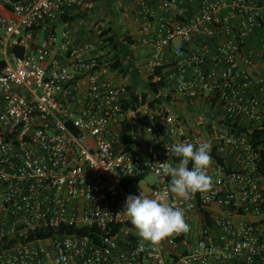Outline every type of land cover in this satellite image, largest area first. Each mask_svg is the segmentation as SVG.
I'll return each mask as SVG.
<instances>
[{"label":"built area","instance_id":"obj_1","mask_svg":"<svg viewBox=\"0 0 264 264\" xmlns=\"http://www.w3.org/2000/svg\"><path fill=\"white\" fill-rule=\"evenodd\" d=\"M133 1L129 49L162 84L136 103L105 37L55 31L85 0H0V264H264V146L248 136L264 130V0ZM177 104L206 113L190 126ZM181 142L211 143V192H168L159 163H178L166 146ZM147 175L143 193L190 226L158 245L123 211L124 182ZM39 231L54 234L29 238Z\"/></svg>","mask_w":264,"mask_h":264},{"label":"clouds","instance_id":"obj_2","mask_svg":"<svg viewBox=\"0 0 264 264\" xmlns=\"http://www.w3.org/2000/svg\"><path fill=\"white\" fill-rule=\"evenodd\" d=\"M211 147L210 142H181L166 146L169 156L179 161L176 164L168 161L159 163L160 173L170 177L168 192L187 200L196 193L212 191L214 181L208 174L212 165ZM123 211L135 228L136 235L153 245L190 230L184 209L168 203L166 196L150 197L140 191L138 196L129 195L126 198Z\"/></svg>","mask_w":264,"mask_h":264},{"label":"rangeland","instance_id":"obj_3","mask_svg":"<svg viewBox=\"0 0 264 264\" xmlns=\"http://www.w3.org/2000/svg\"><path fill=\"white\" fill-rule=\"evenodd\" d=\"M121 3L120 0H85L86 5L81 11L86 12V16L73 22L68 28L72 34L82 31L84 38L87 40L98 37L101 31L107 28L116 34H128L125 24L126 20L124 19L126 12L123 7H120ZM65 27L64 24L57 23L55 26L56 33H60ZM138 84L137 93L141 91L143 82ZM170 108L175 115L181 116L190 126L195 124L197 115L206 113L204 110H198L185 105ZM155 182V177L147 175L137 185L130 184L127 186L126 191L129 195L138 194L140 191H146L147 185L149 186Z\"/></svg>","mask_w":264,"mask_h":264},{"label":"trees","instance_id":"obj_4","mask_svg":"<svg viewBox=\"0 0 264 264\" xmlns=\"http://www.w3.org/2000/svg\"><path fill=\"white\" fill-rule=\"evenodd\" d=\"M86 16V12L79 11L77 14L73 16H63L60 19V23L71 25L73 22L82 19ZM99 38L104 39V43H107V47L109 48L108 54L113 53L111 57L110 67L114 70H117L122 75L127 76L129 78V86L127 88L129 96L131 98L132 103H136L138 97L141 98L142 101H145L148 95H155L159 88H161L162 84H152L150 80L152 79L153 74H158L161 71L160 69H156L153 74L147 76V80L143 85H141V91L136 94L137 89L139 88V84H137L136 79L138 78L137 72L132 65V55L129 47L133 44L130 36L125 34H116L111 32L109 28L102 30L98 35ZM107 54V55H108ZM159 102V101H158ZM228 123V122H227ZM242 132L245 133L244 130ZM248 134V133H247ZM248 136L255 142L256 146H264V130H254L248 134ZM261 157V172L264 174V150L260 151ZM124 187L128 186V181L124 182ZM64 232V228H61L55 233ZM69 234H87L86 231H77L68 229L66 231ZM54 234L51 231H39L29 236L30 239H43L50 235Z\"/></svg>","mask_w":264,"mask_h":264},{"label":"crops","instance_id":"obj_5","mask_svg":"<svg viewBox=\"0 0 264 264\" xmlns=\"http://www.w3.org/2000/svg\"><path fill=\"white\" fill-rule=\"evenodd\" d=\"M120 1L122 2L120 7H123V9L126 12L124 15V19L126 20L125 24H126V29H127L128 34H125V35L130 36L132 41H134L139 36V29H140V24H141V20L138 21V20H135L134 18V14L137 11L136 3L133 0L131 1L120 0ZM147 3H148L147 4L148 10H151L154 12L158 11V6L155 0H147ZM67 26L70 27V25H67ZM72 39L74 43H78L79 41L85 38L83 36V32L78 31L76 34H72ZM130 51L132 55V65L135 68L137 75H138L136 82L137 84L140 82L145 83L147 80V76H148L146 73V69H145V63L147 61V51L135 44L131 47ZM262 67H263L262 65L259 66V70H261ZM182 105H185V104H177L174 107L177 108ZM191 108L196 109V107H193V106H191Z\"/></svg>","mask_w":264,"mask_h":264}]
</instances>
